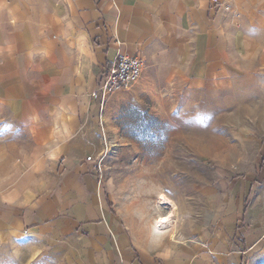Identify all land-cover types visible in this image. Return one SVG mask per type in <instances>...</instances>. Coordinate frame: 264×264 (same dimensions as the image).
<instances>
[{
    "label": "rangeland",
    "instance_id": "374dc122",
    "mask_svg": "<svg viewBox=\"0 0 264 264\" xmlns=\"http://www.w3.org/2000/svg\"><path fill=\"white\" fill-rule=\"evenodd\" d=\"M44 6L69 32L61 39V32L40 30L39 55L51 51L68 65L63 79L46 71V87L40 76L39 89L32 85L25 96L0 101V187L12 193L31 169L39 184L69 178L50 169L57 161L40 154L33 126L58 132L70 105L83 104L78 87L92 78L82 60L86 47L63 5ZM149 50L152 60L132 88L103 105L87 89L85 98L99 106L89 135L103 149L88 163L94 199L110 202L113 214L103 211L113 222L142 227L155 220L179 245L202 250L210 242L213 264H264V221L250 212L253 199L264 198V48L217 49L214 64L200 62V48ZM162 197L172 207L159 205ZM95 252L75 232L44 228L31 237H0V264H96Z\"/></svg>",
    "mask_w": 264,
    "mask_h": 264
},
{
    "label": "crops",
    "instance_id": "0c3cea01",
    "mask_svg": "<svg viewBox=\"0 0 264 264\" xmlns=\"http://www.w3.org/2000/svg\"><path fill=\"white\" fill-rule=\"evenodd\" d=\"M55 1L0 0V101L9 95L25 96L32 85L39 89L40 76L44 86L43 75H50L46 71L53 72L54 79L64 78L68 64L62 57L51 51L39 55L40 30L61 32V39L69 32L67 23L55 19L53 8L44 6ZM59 1L80 32L78 41L86 47L82 60L91 66L92 78L87 87H78L83 104L70 105V119L58 125L60 130L51 135L52 126L34 122L38 129L33 140L40 154L47 152V158L57 161L50 169L69 178L39 184L31 169L28 181L15 193L0 187V237H31L44 228L79 233L95 248L96 264H213L216 252L210 242L202 250L197 244L183 246L164 231L162 222L150 220L135 227L105 218L103 208L111 207L100 196L98 203L94 199L88 165L103 152L98 137L89 135L99 106L85 95L88 88H96L97 74L117 53L140 56L146 67L152 48H200V62L205 58L213 64L221 56L217 49L264 48V0ZM41 6L45 10L38 15ZM252 208L250 212L264 221V198L253 199Z\"/></svg>",
    "mask_w": 264,
    "mask_h": 264
},
{
    "label": "built area",
    "instance_id": "2783aa9c",
    "mask_svg": "<svg viewBox=\"0 0 264 264\" xmlns=\"http://www.w3.org/2000/svg\"><path fill=\"white\" fill-rule=\"evenodd\" d=\"M144 60L137 55L117 53L108 67L100 74L90 97L103 105L106 99L120 90L132 88L141 78Z\"/></svg>",
    "mask_w": 264,
    "mask_h": 264
},
{
    "label": "bare ground",
    "instance_id": "6f19581e",
    "mask_svg": "<svg viewBox=\"0 0 264 264\" xmlns=\"http://www.w3.org/2000/svg\"><path fill=\"white\" fill-rule=\"evenodd\" d=\"M159 205L165 206V207H172V203L169 200H167L165 197H162Z\"/></svg>",
    "mask_w": 264,
    "mask_h": 264
},
{
    "label": "trees",
    "instance_id": "16d2710c",
    "mask_svg": "<svg viewBox=\"0 0 264 264\" xmlns=\"http://www.w3.org/2000/svg\"><path fill=\"white\" fill-rule=\"evenodd\" d=\"M104 199H105V202H106L107 206H110V202H109V201H107V199H106V198H104Z\"/></svg>",
    "mask_w": 264,
    "mask_h": 264
}]
</instances>
